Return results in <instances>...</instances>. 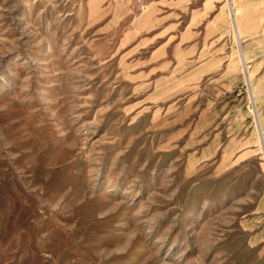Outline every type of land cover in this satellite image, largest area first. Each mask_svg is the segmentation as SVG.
<instances>
[{
  "label": "rangeland",
  "instance_id": "1",
  "mask_svg": "<svg viewBox=\"0 0 264 264\" xmlns=\"http://www.w3.org/2000/svg\"><path fill=\"white\" fill-rule=\"evenodd\" d=\"M0 264H264V0H0Z\"/></svg>",
  "mask_w": 264,
  "mask_h": 264
}]
</instances>
